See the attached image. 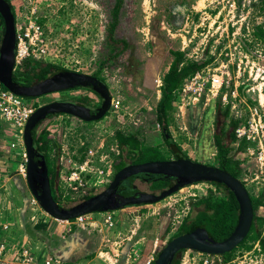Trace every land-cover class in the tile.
<instances>
[{
	"label": "rangeland",
	"instance_id": "374dc122",
	"mask_svg": "<svg viewBox=\"0 0 264 264\" xmlns=\"http://www.w3.org/2000/svg\"><path fill=\"white\" fill-rule=\"evenodd\" d=\"M10 1L15 9L17 33L25 31L26 27L32 30L33 24L41 27L44 41L36 49L40 60L60 64L68 70L100 75L112 97L110 110L100 120L86 123L64 115L44 122L49 138L57 143L50 154L56 160L59 175L82 163L90 151L95 153L96 161L104 154L118 160L125 154L118 133L136 135L144 148L160 146L166 155L156 108L162 95L164 74L175 58L171 50L184 51L188 58L199 62L207 61L205 66L210 72L224 78L217 96L209 91L184 96L183 85L176 91L169 111V127L173 140L182 145L188 158L216 163L214 134L222 127L229 129L233 119L239 120L236 128L247 122L254 106L261 108L264 124V40L256 34L257 26H264V0H121L113 37L126 40L128 45L118 55L112 50L110 38L117 0ZM154 19L158 21L167 49L160 58L156 85L150 89ZM72 93L88 94L98 101L89 89ZM58 95L29 99L38 106ZM8 126L0 122V143L2 138L7 142L15 140L13 131L7 132ZM226 137L232 146L230 136ZM247 146L252 151L258 144H245L243 151L233 146L232 150L243 158ZM25 147L23 142L27 162ZM251 156L255 158L254 154ZM251 165L244 166L246 173L241 177L250 178ZM11 172L17 173L15 168ZM25 183L23 187L13 179L9 181L8 191H4L9 194L6 202L10 203L12 215H3L0 209V245L6 246L0 254V264H23L24 256L19 249L22 246L28 247L29 254L38 262L50 254L62 264H146L179 232L183 220L203 207L205 200L221 194L211 182L187 185L158 202L130 206L129 213L122 215V232H116L115 218L120 216L119 211L90 213L80 220H58L42 208L28 182ZM136 183L148 189L147 183L140 180ZM245 183L254 198L264 189L262 178ZM57 186L65 205L83 200L90 190L87 186L74 189L61 177ZM105 186L107 184L98 188ZM14 207L17 211H12ZM261 213L258 208L257 214ZM109 215L114 219V229L105 224ZM53 222L63 229H51ZM118 223L121 225L120 221ZM14 225L20 227L15 231ZM75 237H78L76 241ZM82 240L86 242L82 244ZM255 244L248 250L239 246L224 262L264 264ZM185 254V251L180 253L178 258ZM219 259L217 262L221 263L223 260Z\"/></svg>",
	"mask_w": 264,
	"mask_h": 264
},
{
	"label": "water",
	"instance_id": "95a60500",
	"mask_svg": "<svg viewBox=\"0 0 264 264\" xmlns=\"http://www.w3.org/2000/svg\"><path fill=\"white\" fill-rule=\"evenodd\" d=\"M0 13L5 21L0 47V81L5 87L23 97L35 98L53 91L84 86L92 88L105 98L104 105L94 115L85 114L84 107L70 102H53L38 107L29 118L24 132L27 182L32 194L47 213L58 220L69 221L90 213L155 203L187 185L201 181H216L232 189L239 203V220L232 234L222 242L208 241V236L200 231L181 234L170 240L159 251L153 264H174L184 249H194L209 254H224L243 241L254 218L252 199L244 182L228 171L190 158L156 160L126 166L114 175L113 181L103 191L69 206L60 205L52 193L46 158L35 145L36 128L43 118L58 112L77 115L87 120L100 118L109 109L111 94L102 80L94 75L77 71L62 72L30 86L20 85L14 80L17 48L16 18L6 0H0ZM145 173L159 177H172L176 179V182L158 195L141 193L119 196L118 189L125 177Z\"/></svg>",
	"mask_w": 264,
	"mask_h": 264
},
{
	"label": "trees",
	"instance_id": "16d2710c",
	"mask_svg": "<svg viewBox=\"0 0 264 264\" xmlns=\"http://www.w3.org/2000/svg\"><path fill=\"white\" fill-rule=\"evenodd\" d=\"M10 7L12 12L15 14L14 6L12 5L10 0H6ZM121 8V0H117V3L115 4L113 8V22L110 24V30H111V45L112 50L115 51L114 54H120L122 51H124L127 48V41L122 39H115L113 37L114 31L116 28V25L118 23L119 19V12ZM5 30V21L0 13V42L2 41V37ZM256 34L260 39L264 40V26H257ZM159 30V24L156 19L153 20L152 26H151V46H152V56L151 60L152 65H149L151 68L149 70L151 71V76H149V84L148 88L153 89L156 85V76H157V69L160 64V58L164 56V53L167 49V46L165 45L164 39L161 37ZM171 53L174 55V60L170 64L169 70L164 74L163 80H162V95L161 98L158 101L157 108H156V117L157 122L162 127V132L164 135V143L165 147H167L166 155L168 157H175V158H188V156L184 153L182 147L180 144L173 140L172 134L170 132L169 127V111L172 109L173 101L176 95V91L183 85V82L185 78L195 74L196 71L203 68L207 61L199 62L197 60L190 59L186 56L184 51L180 50H171ZM51 68H56L59 70H67L64 66H61L60 64H54L51 62H43L42 60L34 57L27 58L23 65L20 67H17L14 72V79L18 82H21V80L27 81V84L32 83L35 80L38 79H44L46 78L52 71ZM94 76L101 79L103 82L104 79L100 77L98 74H93ZM91 89L92 88H87ZM95 91V90H94ZM84 98H87L85 96ZM228 114V111H226ZM239 120L233 119L231 121V125L235 129V127L238 125ZM232 131L231 141L235 140V131ZM227 131H222L221 134H215L214 135V143L217 148V155H216V161L218 162V165L229 170L233 174H237L241 171V163L236 161L232 162V156L231 151L232 147L224 142V137L226 136ZM224 136V137H223ZM118 141L120 145L122 146V150H125L124 156L129 157H138V159L142 158L145 160L148 159H163L166 158L162 152V147L160 146H150V147H143L142 142L136 135H126L122 133L117 134ZM226 138V137H225ZM35 145L39 149L40 152L44 153L48 165H49V172L50 174H54L55 168H56V160L51 158L50 151L53 147L57 145V143L49 138V131L46 129H42L38 131V127L35 131ZM245 146L244 143L241 144L239 149H242ZM133 153L135 155H133ZM149 153V154H148ZM162 154V155H161ZM150 155V156H149ZM119 157V158H121ZM167 157V159H169ZM141 159V160H142ZM124 163H121L120 166H123ZM172 177H164V179H161L158 181L155 180L153 182V187H164L167 184H172L173 182ZM207 182V181H203ZM210 182V181H208ZM198 183V182H196ZM214 184H217L220 189L222 195L215 196L213 199L205 200L202 204L203 209L200 210L198 215L193 216L188 222L183 223L181 226L183 228V231L187 232H195L200 231L203 234L211 235L213 237H216L217 235L220 236V240L227 238L235 229L238 220H239V203L236 199V196L230 190L224 183L220 182H212ZM51 187H52V193L54 198L58 201L62 197V192H60L58 186L56 185L55 179L51 177ZM251 199L253 202V208H254V220L251 226V229L249 231V234L247 235V238L244 240V242L240 246H244L245 249H251L254 242L259 241L260 248L262 253L264 254V234L262 233L263 227H264V217L257 214V209L260 205L264 204V189L260 192L257 198H254L253 195H251ZM87 197V196H86ZM200 205V204H199ZM180 233H177L175 236L179 235ZM174 236V237H175ZM173 237V238H174ZM229 257V256H228ZM228 257H225L228 259ZM181 259L180 257L175 261L174 264H180Z\"/></svg>",
	"mask_w": 264,
	"mask_h": 264
},
{
	"label": "built area",
	"instance_id": "2783aa9c",
	"mask_svg": "<svg viewBox=\"0 0 264 264\" xmlns=\"http://www.w3.org/2000/svg\"><path fill=\"white\" fill-rule=\"evenodd\" d=\"M31 27L32 30L26 27L25 31L17 33L15 69L22 66L24 61L29 57L38 58L36 49H39L40 47L38 45L44 41L43 32L38 24H33ZM210 71L208 66H205L195 74L185 78L182 86L184 96H196L203 91H209L217 96L224 83V78L222 75ZM36 109L37 106L32 100L14 93L0 81V122L7 123L13 131L12 134L16 141L11 143V147H17L19 143L22 144L24 142L26 124ZM251 112L252 117L235 129L236 142L232 144V147L234 146L236 148L240 147L242 141L246 142V144L255 142L258 144L257 148L252 151L247 146L244 150V157L240 158V160L246 158L247 165L251 163L253 165L249 169L250 178L245 177V182L247 180L254 181L258 178L264 179V124L261 123V108L254 106L251 108ZM253 154L255 155L254 159L251 156ZM94 156L95 153L90 151L82 163L76 167H72L65 174H60V177L64 181H68L69 185L74 189L87 186L92 190V188L95 189L108 184L114 176L115 158L112 159L107 154H104L100 157V160L96 161L93 159ZM237 157L239 158V156ZM259 208L262 210L260 216L264 217V204L260 205ZM84 216L87 215L79 216L76 219L80 220ZM106 224L109 227H114L112 215L106 218ZM262 233L264 234V227ZM255 245L261 259L264 260V254L261 251L259 242H256ZM4 248L6 246L1 244L0 254L4 251ZM19 249H21L20 252L24 256L23 264H62L59 259L50 254L44 256L43 260L39 262L37 260L34 261V257L29 254L28 247L22 246ZM185 252V256L180 258V264H223L218 254H209L192 249L185 250ZM217 259L222 262L218 263ZM154 260H149L146 264H153Z\"/></svg>",
	"mask_w": 264,
	"mask_h": 264
},
{
	"label": "flooded vegetation",
	"instance_id": "af4514ba",
	"mask_svg": "<svg viewBox=\"0 0 264 264\" xmlns=\"http://www.w3.org/2000/svg\"><path fill=\"white\" fill-rule=\"evenodd\" d=\"M3 38V37H2ZM1 43H2V41H1ZM0 47H1V44H0ZM52 69V71L50 72V73H48L49 75L46 77V78H44V79H38V80H35V81H33L32 83H30V84H27L26 82L27 81H25V80H21V82H19L18 81V83L20 84V85H24V86H30V85H34V84H37V83H39V82H41V81H43V80H45V79H47V78H50V77H52V76H54V75H56V74H59V73H62V72H70V71H73V70H59V69H56V68H51ZM77 72H79V71H77ZM79 73H83V72H79ZM96 77V76H95ZM98 78V77H97ZM15 80V79H14ZM101 80V79H100ZM16 81V80H15ZM17 82V81H16ZM105 83V82H104ZM87 88H89V87H84V86H78V87H75V88H71V89H63V90H60V91H53V92H49V93H45V94H43V95H40V96H38V97H45L46 98V96L47 95H49V94H59L56 98H54V99H48V100H46V101H43V103L41 102V103H38V106H37V108L38 107H40V106H43V105H46V104H49V103H53V102H70V103H73V104H76V105H79V106H81V107H84L86 110L84 111V113L85 114H88V115H94L103 105H104V103H105V98L100 94V93H98L97 91H94L93 89L91 90V89H89V90H91L92 92H93V94L97 97V99H98V101H95L93 98H92V96H89L88 94H80V95H75V94H73L72 92L73 91H76V90H79V89H87ZM70 93V94H69ZM85 96H87V98H84ZM38 97H35V98H38ZM111 106H112V97H111V104H110V106H109V109L107 110V112L110 110V108H111ZM107 112L102 116V117H100V118H96V119H89V120H87V119H84V118H81V117H79V116H77V115H73V114H69V113H64V112H62V113H55V114H51V115H48L47 117H45V118H43L41 121H40V123L38 124V131H40V130H42V129H46V124H44V122H47V121H49V120H51V119H53V117H61V118H63V117H65V116H67V117H69V116H71L72 118H76V120H80V121H82V122H86V123H89V122H93V121H96V120H100V119H102L106 114H107ZM65 115V116H64ZM43 124H44V126H43ZM220 128V127H219ZM233 126H231V127H229V129H227V133H226V136H230V134H232V131H233ZM235 129H236V127H235ZM235 129H234V131H235ZM222 131H225L224 130V128L222 129L221 128V131L220 132H216L215 134H221V132ZM230 131V132H229ZM214 134V135H215ZM225 136V137H226ZM224 137V136H223ZM224 137V142L225 143H227V144H229L228 143V141H226V138ZM231 137V136H230ZM231 144V143H230ZM229 144V145H230ZM231 146V145H230ZM167 151V150H166ZM40 152V151H39ZM42 153V152H41ZM44 156H45V154L44 153H42ZM126 154V153H125ZM124 154V155H125ZM136 154V153H135ZM134 153H133V155H135ZM166 154V153H165ZM217 155V154H216ZM231 156H232V162H236V161H238V162H240L241 164H242V160H240V158H238L237 157V155H236V153L235 152H233V150L231 151V154H230ZM166 158H163V159H148V160H145V159H142L141 160V158L140 159H138V157L136 158V157H129V156H124V157H121V158H119L118 160H116L115 161V168H114V175L119 171V170H121L122 168H124V167H126V166H131V165H135V164H140V163H144V162H149V161H156V160H170V159H178V158H175V157H168L167 155H164ZM167 157L169 158V159H167ZM45 158H46V156H45ZM183 158H185V157H183ZM215 160H216V157L214 158ZM46 162H47V165H48V161H47V158H46ZM198 162H201V161H198ZM121 163H124V165L123 166H120V164ZM206 164H209V165H212V166H216V167H219V168H221V169H223V170H225V171H228L229 173H231L232 175H234L235 177H237V178H239L240 180H242L243 182H244V184H245V186H246V183H245V179L243 178V177H241V175H240V171L238 172V175L237 174H233L232 172H230L229 170H227V169H225V168H223V167H221V166H219L218 165V162L216 161V163H206ZM48 174H49V178H50V184H51V177H53L54 179H55V182H56V185H58V180H59V178H60V175H59V167H57L56 166V168H55V171H54V174H50V172H49V165H48ZM167 177V176H166ZM113 179H114V176L112 177V179H111V181L107 184V186H105V188L103 187V188H97V189H94V190H89L88 191V194L85 196L86 198H89V197H91V196H93V195H95V194H97V193H99V192H101V191H103L104 189H106L109 185H110V183L113 181ZM158 179L159 180H161V179H164V177H159V176H156L155 174H140V175H130V176H127V177H125L123 180H122V182H121V184H120V186H119V189H118V194H119V196H129V195H139V194H141V193H149V194H160L163 190H165V189H168V188H170L176 181V179L174 178L173 179V182H172V184H167L166 186H164V187H157V188H154L153 187V182H155V180L156 181H158ZM138 180H140V181H142V182H145V183H147L149 186H148V189H142L141 187H139V185L136 183ZM201 182H203V181H201ZM208 182V181H207ZM211 182V181H210ZM212 182H216V181H212ZM199 183V182H198ZM221 183V182H220ZM212 184H214V183H212ZM37 185V187L39 188V189H41V187L38 185V184H36ZM218 188H219V190H220V192H221V189H220V187L217 185V184H215ZM226 185V184H225ZM227 186V185H226ZM228 187V186H227ZM247 187V186H246ZM52 188V187H51ZM229 188V187H228ZM230 189V188H229ZM230 190H232V189H230ZM233 192V191H232ZM222 193L223 192H221V194H219V195H222ZM234 193V192H233ZM218 195V196H219ZM235 195V194H234ZM35 197V196H34ZM168 197V196H167ZM86 198H84V199H86ZM56 200V199H55ZM163 200V199H162ZM38 201V200H37ZM57 201V200H56ZM81 201V200H80ZM60 205H62V206H69V205H72V204H67V205H65L64 204V199L63 198H61L60 200L58 199V201H57ZM158 202V201H157ZM39 203V202H38ZM253 203V202H252ZM152 204V203H151ZM142 205H147V204H142ZM136 206H138V205H136ZM130 207V206H129ZM124 208H127V207H124ZM123 208H120V209H115V210H111L110 212H112V213H115V212H118V211H121ZM201 209H203V207H201V208H199V209H197L196 211H195V214H193L192 216H190L188 219H186V220H183L182 222H181V224H180V230H179V232L178 233H180L179 235H181V234H184V233H187V231H183V228H182V224L183 223H185V222H188L193 216H196V215H198V213L200 212V210ZM103 212H108V211H103ZM96 213H98V212H96ZM100 213H102V212H100ZM253 220H254V218H253ZM253 223V222H252ZM238 224V223H237ZM237 226V225H236ZM252 226V225H251ZM251 229V228H250ZM235 230V229H234ZM233 230V231H234ZM250 231V230H249ZM263 231V230H262ZM177 234V233H176ZM232 234V233H231ZM230 234V235H231ZM248 234H249V232H248ZM247 234V235H248ZM179 235H177V236H179ZM229 235V236H230ZM247 235L245 236V238L243 239V241H241L237 246H235L233 249H231L230 251H227V252H225L224 254H218V255H220L221 257H222V260H223V264H227V262L225 261L224 262V260H226V258L225 257H228L229 256V254L230 253H232L236 248H238L243 242H244V240L247 238ZM228 236V237H229ZM176 237V236H175ZM208 241H211V242H222L223 240H225V239H222V240H220V236H216V237H213V236H211V235H209L208 234ZM209 239H211V240H209ZM256 242H259V241H256ZM256 242H254V243H256ZM260 244V243H259ZM255 249L257 250V248H256V246H255ZM185 250H188V249H184L183 251H185ZM192 250H194V249H192ZM182 251V252H183ZM198 251V250H197ZM206 253V252H205Z\"/></svg>",
	"mask_w": 264,
	"mask_h": 264
},
{
	"label": "crops",
	"instance_id": "0c3cea01",
	"mask_svg": "<svg viewBox=\"0 0 264 264\" xmlns=\"http://www.w3.org/2000/svg\"><path fill=\"white\" fill-rule=\"evenodd\" d=\"M2 124H7V123H5V122H1ZM8 125V124H7ZM222 129H223V127H222ZM7 130V132L9 133V134H11V128H9V126H8V128L6 129ZM224 130L225 131H227V129L226 128H224ZM230 139H231V137H230ZM12 141H9V142H7V141H5V139L4 138H2V142L0 143V169H1V173H0V199L2 198V204L0 205V209H1V211H2V213H3V215L4 214H10V216L12 215V212H11V206H10V203L7 205V202H6V200H7V197H8V192H4L5 190H7L8 188H9V186H8V184H9V181H11V180H17V181H19L22 185H23V187H24V185H26V181H27V176H26V171H25V169H26V157H25V155H24V150L22 149V144L21 143H19L18 144V146H17V150H14V148H12L11 147V143L13 142V141H16V140H13V139H11ZM231 142H236V137H235V140L234 141H231ZM242 143H244V144H246V142H241L240 143V146H241V144ZM182 146V145H181ZM232 147V146H231ZM214 148H215V150H216V153L214 154V157H213V159L216 157V154H217V148H216V146H215V143H214ZM166 150H167V147L165 148ZM242 149H244V147L242 148ZM242 149H240V150H242ZM2 155V156H1ZM245 165H247V163H243L242 162V164H241V173H240V175L242 176L243 174H245L246 173V171H244V166ZM252 167V166H251ZM13 168H15L16 169V171H17V173H15V174H12V169ZM5 172V173H4ZM5 186V187H4ZM8 191V190H7ZM12 191V190H11ZM10 191V192H11ZM5 205V206H4ZM2 206V207H1ZM130 207H127V208H123L121 211H119L120 212V216H118V218H115V216H114V218L116 219L115 221H116V225H117V228L116 229H114L116 232L118 231V232H122L121 231V228H122V225H124L123 224V221H122V215H125V213H129V209ZM12 211H17V207H14V208H12ZM11 212V213H10ZM107 213V212H106ZM115 213H118V212H115ZM2 215V214H1ZM3 215H2V217H3ZM121 222V225H119V223L118 222ZM14 223V222H13ZM66 224L67 223H69V222H65ZM15 224V223H14ZM106 224V223H105ZM19 225V224H18ZM18 225H14L15 227V231H16V228L17 227H20V226H18ZM64 226V225H63ZM120 226H121V228H120ZM53 227H55V230H57L58 228H60L61 230L63 229L62 227H59V224L58 223H55V222H53V224H51L50 225V228L52 229ZM65 227V226H64ZM4 239V238H3ZM78 239V237H75V241ZM30 240V239H29ZM23 241H25V240H23ZM38 242H40V241H38ZM82 242V244L83 243H85L86 241L85 240H82L81 241ZM75 244V243H74ZM45 253V252H44ZM43 253V254H44ZM39 255V254H38ZM42 254H40V256H41ZM45 255V254H44ZM46 256V255H45ZM95 258H97V257H95ZM94 258V259H95ZM93 259V260H94ZM112 259V258H111ZM146 259V258H145ZM145 259H143V261L145 260ZM143 264H144V262H143Z\"/></svg>",
	"mask_w": 264,
	"mask_h": 264
},
{
	"label": "clouds",
	"instance_id": "9594fccd",
	"mask_svg": "<svg viewBox=\"0 0 264 264\" xmlns=\"http://www.w3.org/2000/svg\"><path fill=\"white\" fill-rule=\"evenodd\" d=\"M26 148V147H25ZM26 164H27V162H26ZM195 184V183H194ZM87 215V214H86ZM73 220V219H72Z\"/></svg>",
	"mask_w": 264,
	"mask_h": 264
}]
</instances>
